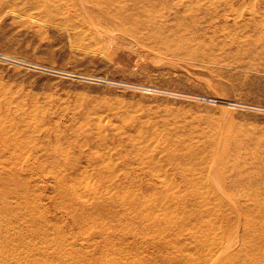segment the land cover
Masks as SVG:
<instances>
[{"label":"rangeland","instance_id":"374dc122","mask_svg":"<svg viewBox=\"0 0 264 264\" xmlns=\"http://www.w3.org/2000/svg\"><path fill=\"white\" fill-rule=\"evenodd\" d=\"M19 2L0 1V125L7 130L16 127L13 132L21 135L16 154L53 158L46 162L49 182L42 186L47 196H54V179H66L74 188L82 185L78 189L83 190V178L91 176L89 185L107 193L114 211L129 197L123 227L130 237L158 221L142 216L139 201L160 205L163 199L172 201L185 193V213L176 201L174 214L198 215L192 224L201 225L205 233L201 245L227 252L243 241L241 226H226L235 209L247 207L252 213L248 223L264 224V209L253 210L258 204L264 207V48L256 35L238 26L250 20L264 24V0H202L206 6L225 9L221 14L228 20L227 34L252 35L248 41L235 42L219 33L177 29L163 35L119 31L87 13L66 17ZM218 19L221 22L222 16ZM139 123L155 129L148 136L150 147L138 141ZM164 127L176 129L178 136H165ZM189 136L196 146L238 141L244 144L242 154L255 163L248 175L260 185L258 196L236 190L223 197L229 211L223 208L228 218L222 227L206 201L188 197L192 191L226 186L225 177L215 175L219 167L209 162L199 169L203 173L187 170L194 181L183 183L178 171L186 168L164 154L167 144L160 140L176 143ZM137 143L144 155L132 147ZM8 152L0 153V159ZM108 165L115 172L110 174ZM238 200L244 206L237 205ZM45 204L49 215L60 221L62 213L48 200ZM104 218L96 216L94 232L109 228L113 238L120 237L121 224L103 222ZM159 222L158 230L164 229L162 219ZM69 223L62 222L61 227L66 224L65 231L75 232ZM193 230L194 226L185 227L179 246L187 243ZM166 234L174 236L178 230ZM184 254L173 250L167 256L177 255L178 263L186 264Z\"/></svg>","mask_w":264,"mask_h":264},{"label":"bare ground","instance_id":"6f19581e","mask_svg":"<svg viewBox=\"0 0 264 264\" xmlns=\"http://www.w3.org/2000/svg\"><path fill=\"white\" fill-rule=\"evenodd\" d=\"M18 1L30 4V9L55 11L66 17L80 12L87 13L90 18L95 17L119 31L122 29L131 30V32L136 30L139 33L151 31L159 35L174 29L187 31L189 34L219 33L234 42L248 41L252 36L232 34L230 31L231 37L226 33L228 20L224 14H221V11L224 13L225 9L217 7L220 6L218 4L212 7L206 6L202 0ZM221 16L222 21L219 22L218 18ZM201 19H203L202 22H200ZM238 26L256 35V41L264 48V24L257 25L254 20H250ZM1 56L8 58L3 54ZM7 113L6 110L4 114ZM137 126L136 129L140 135H138L139 143H146L147 147H150L151 140L148 136L152 137L155 129L150 124L139 123ZM11 129L7 130L0 125V153L9 150V156L0 159V264H179V256H167L173 250H177L180 254L186 253L184 254L188 257L186 264H264V224H257L256 221L253 224L248 223L252 213L247 207L235 209L233 211L235 217L227 220L226 226H241L244 233L241 246L231 252L216 246L206 247L205 243L201 245L200 236H204L205 233L201 231V225L192 224L193 220L199 218L198 215L181 217L174 214L172 206L178 202L182 213H185V193L179 199H173V202L163 199L160 205L146 204L144 200L139 201L138 207L142 216L148 220L158 221L128 237L123 227V221L129 209L128 196L120 202L121 209L117 205L119 210L114 211L106 196L107 193L95 191L89 185L91 176H86L87 179L83 178L85 182L82 183L86 184L83 190H79L82 185L78 189L74 188L70 182L67 183L66 179L64 182L54 179L52 186L54 196H47L42 186L49 182L51 175L46 162L52 161L53 158L40 160L38 157H24L16 154L15 149L21 142V135L13 132V130L16 131V127ZM162 131L167 137L178 136L176 129L164 127ZM192 139L189 136L176 143L160 141L167 144L164 149L166 158L172 159L175 165L183 164L186 168L178 171L183 177V183L194 181L187 170L196 168L203 173L204 171L199 169L209 162H211L209 165L219 167L220 170L217 169L215 175H220L222 179L225 177L226 186H217L212 191L204 193L192 191L188 197L206 201L208 211L216 217L215 222L222 227L224 218H228V215H224L225 210H228L225 202L228 195L237 190L242 191V194L251 193L249 196L252 197L258 196L260 185L254 184L248 175V169L255 166V163L242 154L245 150L244 144L238 141L227 140L215 145L209 143V145L196 146L194 144L196 142H192ZM139 143L132 147L136 152L144 155L145 151L138 146ZM147 156L148 154L145 157ZM102 164V161L97 163L99 166ZM98 170L102 174L101 169ZM107 171L112 174L115 172V167L108 165ZM106 181L111 184L113 179L109 178ZM165 183V177H163L161 187ZM223 197L226 199H222ZM47 200L56 211L62 213L61 222L49 215L51 211L45 204ZM238 202H236L237 205H243L242 201L238 200ZM229 203L232 209L234 204ZM263 209L264 207L258 204L253 210L260 212ZM98 215L105 217L103 222L115 221L121 224L120 237L113 238L108 231L109 228L104 231L97 229L94 232L95 228L92 226ZM186 217L189 218L188 221L184 220ZM159 219H162L164 229L158 230ZM62 222H70L75 232L65 231L66 224L63 229ZM189 226H194V230L187 235V243L179 246L177 241L182 238L185 227ZM171 229H177L178 234L174 236L166 234ZM220 235H222L221 231Z\"/></svg>","mask_w":264,"mask_h":264}]
</instances>
